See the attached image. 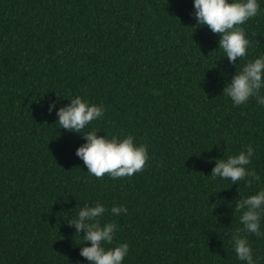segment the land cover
<instances>
[{"label":"trees","instance_id":"trees-1","mask_svg":"<svg viewBox=\"0 0 264 264\" xmlns=\"http://www.w3.org/2000/svg\"><path fill=\"white\" fill-rule=\"evenodd\" d=\"M194 12L192 0H0V264H88L71 221L97 200L128 210L104 216L118 225L107 247L129 244L123 264H245L231 233L236 200L264 187V106L222 90L264 54V3L235 62ZM77 94L105 109L83 131L148 146L142 170L87 172L83 132L56 121ZM248 145L259 181L211 176ZM248 239L264 264V236Z\"/></svg>","mask_w":264,"mask_h":264},{"label":"clouds","instance_id":"clouds-1","mask_svg":"<svg viewBox=\"0 0 264 264\" xmlns=\"http://www.w3.org/2000/svg\"><path fill=\"white\" fill-rule=\"evenodd\" d=\"M264 0H192L197 25H206L213 33L219 34L218 48L229 62H235L247 55L250 40L243 25L255 17ZM222 93L231 100L234 106L246 104L250 99L264 106V54L248 60L239 71H235L230 82L226 83ZM70 103L56 111L60 127L83 132L85 142L76 149L87 168V172L95 177L108 174L112 178L131 176L145 167L149 159L148 146L137 143L131 134L97 135L96 129L83 131L91 122L101 118L104 105L90 103L81 95L69 98ZM54 104L49 105L51 111ZM255 149L248 145L246 150L226 158L215 160L211 176L215 179H230L232 183L243 180L251 184L259 181L260 176L250 165ZM251 177V179H248ZM235 211L239 213V227L231 233V243L236 258L245 264H257L248 234L264 236L261 223L264 220V187L254 194L236 200ZM127 214L123 205H112L106 208L99 200L95 206L80 207L71 223L78 234L81 229L86 246L80 248V255L88 264H123L129 253V244L119 242L111 245L118 225L114 221L104 219L105 213Z\"/></svg>","mask_w":264,"mask_h":264}]
</instances>
